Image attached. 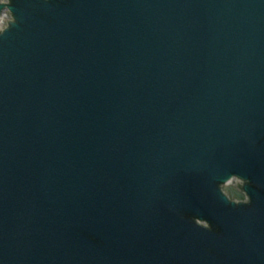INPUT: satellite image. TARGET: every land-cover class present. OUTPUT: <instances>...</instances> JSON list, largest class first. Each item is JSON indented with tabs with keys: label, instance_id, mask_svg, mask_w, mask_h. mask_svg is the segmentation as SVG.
Instances as JSON below:
<instances>
[{
	"label": "water",
	"instance_id": "water-1",
	"mask_svg": "<svg viewBox=\"0 0 264 264\" xmlns=\"http://www.w3.org/2000/svg\"><path fill=\"white\" fill-rule=\"evenodd\" d=\"M0 264H264V0H7Z\"/></svg>",
	"mask_w": 264,
	"mask_h": 264
}]
</instances>
